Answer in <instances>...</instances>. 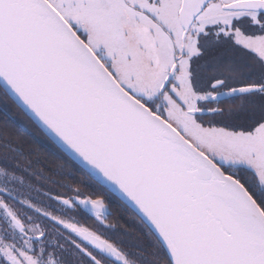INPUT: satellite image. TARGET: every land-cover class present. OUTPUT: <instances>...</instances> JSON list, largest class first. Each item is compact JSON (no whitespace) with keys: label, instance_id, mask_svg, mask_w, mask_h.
I'll return each instance as SVG.
<instances>
[{"label":"snow or ice","instance_id":"6c2138e0","mask_svg":"<svg viewBox=\"0 0 264 264\" xmlns=\"http://www.w3.org/2000/svg\"><path fill=\"white\" fill-rule=\"evenodd\" d=\"M13 107L147 247L32 183ZM0 121V264H264V0H0Z\"/></svg>","mask_w":264,"mask_h":264},{"label":"trees","instance_id":"16d2710c","mask_svg":"<svg viewBox=\"0 0 264 264\" xmlns=\"http://www.w3.org/2000/svg\"><path fill=\"white\" fill-rule=\"evenodd\" d=\"M11 117V125L15 127L22 137L18 146L25 157H27L26 160H31L30 170L32 173H41L44 177L42 179H37L35 176L30 177L32 183L38 187L41 192H50V194L55 197V192L52 193L51 191L52 186L57 182H61L63 185L61 191L62 196L74 194L69 191V187L80 188L81 191H85L86 189H90L92 184L96 186L93 181L78 169V165H75L65 153L51 142L23 112L13 107L11 110ZM26 160L21 161L22 166H27ZM69 172H71V175H69ZM85 185H88V187H85ZM114 198L116 200L112 202L115 203L116 206L122 207L121 211L123 214L122 219H119L120 216L116 214L118 217L116 220L118 224L121 225L123 233L121 238L119 237L118 239L124 240L128 245L147 247L150 243V239L145 235L147 229L141 223L139 217L127 208L118 198ZM113 239L115 238L113 237Z\"/></svg>","mask_w":264,"mask_h":264},{"label":"flooded vegetation","instance_id":"af4514ba","mask_svg":"<svg viewBox=\"0 0 264 264\" xmlns=\"http://www.w3.org/2000/svg\"><path fill=\"white\" fill-rule=\"evenodd\" d=\"M30 172L32 173L31 170H30ZM62 187H63V185L61 184V182H57L55 185L52 186V191L51 192L52 193L55 192L56 195H62V192H61L62 191ZM83 192H85L87 194L97 193V194H101V195L105 196V198H106V200L108 202V205L110 206V209H111V217L109 218L108 221H106V223L107 224H111L114 227V231L110 232L109 235L112 238L114 237L115 239H118L119 237L121 238V235L123 233H122V230H121V225L118 224V222L116 220L118 218L116 214H118V216H120L119 219H122V215L123 214H122V211H121L122 207L116 206V204L112 202V201H115L116 199L112 195H110V193L104 191L102 188H100L97 185L95 186L94 184H92V187L90 189H86ZM52 196H54V195H52ZM92 198H96V196L94 195ZM86 224L89 227L94 226V222L91 219L87 220Z\"/></svg>","mask_w":264,"mask_h":264},{"label":"water","instance_id":"95a60500","mask_svg":"<svg viewBox=\"0 0 264 264\" xmlns=\"http://www.w3.org/2000/svg\"><path fill=\"white\" fill-rule=\"evenodd\" d=\"M35 125V124H34ZM35 126H37V125H35ZM38 127V126H37ZM39 129H40V131L50 140V138L44 133V131L40 128V127H38ZM51 142H53L54 144H55V142L54 141H52V140H50ZM56 145V144H55ZM57 147H58V145H56ZM59 148V147H58ZM62 151V150H61Z\"/></svg>","mask_w":264,"mask_h":264}]
</instances>
